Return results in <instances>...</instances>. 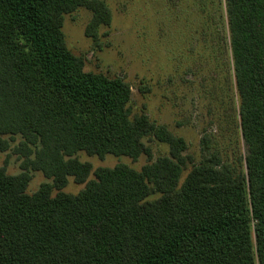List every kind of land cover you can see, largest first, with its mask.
Wrapping results in <instances>:
<instances>
[{
	"label": "trees",
	"instance_id": "1",
	"mask_svg": "<svg viewBox=\"0 0 264 264\" xmlns=\"http://www.w3.org/2000/svg\"><path fill=\"white\" fill-rule=\"evenodd\" d=\"M223 1L237 104L226 127L236 119L244 150L230 161L205 133L198 163L133 112L125 79L85 72L68 49L65 16L90 11L97 43L104 1L0 0V152L22 160L17 175L0 167V264H264V0ZM152 141L169 155L153 161ZM81 152L148 163L94 170ZM33 172L51 182L29 194ZM70 178L85 188L65 193Z\"/></svg>",
	"mask_w": 264,
	"mask_h": 264
},
{
	"label": "rangeland",
	"instance_id": "2",
	"mask_svg": "<svg viewBox=\"0 0 264 264\" xmlns=\"http://www.w3.org/2000/svg\"><path fill=\"white\" fill-rule=\"evenodd\" d=\"M102 1L110 10L111 23L99 30L97 43L85 34L92 19L90 11L81 8L64 20L66 45L84 59L85 72L125 79L133 93V112H145L152 121L184 138L189 146L186 154L196 162L203 157L200 141L205 133L214 136L215 147L230 161L239 156L244 148L236 119L229 132L226 127L237 104L234 86L227 90L223 79L227 63L234 82L224 1ZM145 88L149 91H143ZM16 140L13 149L20 137ZM148 144L153 161L169 155L167 145ZM77 158L94 170L125 164L140 171L148 163L145 156L133 162L125 156L109 155L101 160L81 152ZM21 162L13 150L0 152V167L7 163L10 175L21 172ZM47 182L51 181L41 172H33L27 192L34 194ZM84 188L70 178L63 191L76 195Z\"/></svg>",
	"mask_w": 264,
	"mask_h": 264
}]
</instances>
